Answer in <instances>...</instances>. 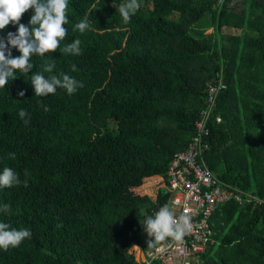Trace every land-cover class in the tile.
Segmentation results:
<instances>
[{"label": "trees", "instance_id": "obj_1", "mask_svg": "<svg viewBox=\"0 0 264 264\" xmlns=\"http://www.w3.org/2000/svg\"><path fill=\"white\" fill-rule=\"evenodd\" d=\"M123 2L68 0L60 47L78 38L81 54L33 55V69L0 89V172L10 167L21 180L0 188V207L11 209L0 222L32 234L0 249V264H138L130 250L149 249L150 239L140 220L168 203L171 160L193 133L206 81L220 76L213 115L222 122L209 120L205 162L224 187L263 203L219 205L214 236L194 264H264V0H139L127 24L116 9ZM207 13L214 31L193 34ZM33 14L20 23L31 27ZM85 16L90 28L74 32ZM17 29L9 24L0 38L7 43ZM45 62L55 63L53 73L43 72ZM37 71L84 87L37 97Z\"/></svg>", "mask_w": 264, "mask_h": 264}, {"label": "clouds", "instance_id": "obj_2", "mask_svg": "<svg viewBox=\"0 0 264 264\" xmlns=\"http://www.w3.org/2000/svg\"><path fill=\"white\" fill-rule=\"evenodd\" d=\"M140 7L139 0H124L116 9L123 22L127 24ZM67 8L68 0H0V31L9 24L18 25L16 32H8L7 43L0 38V89L8 84L10 78L15 79L18 71L28 74L33 69L34 65L30 62L33 55L44 57L47 53H53L57 49L64 55L81 54V40L78 38L63 48L60 47L61 41L67 35L65 27L69 22ZM30 9H34V14L29 21L31 27L20 23L23 14ZM89 28L90 23L85 16L74 25L73 31L78 30L80 33H84ZM9 45L11 48L18 49L21 54L13 57ZM55 67V63L52 62H45L42 65L43 72L47 73H53ZM72 70H76L75 65L72 66ZM30 82L37 97L54 95L57 88L65 89L69 95H72L77 89L84 87L82 82L62 72L46 78L42 72L37 71L31 76ZM18 95L23 97L25 92L20 91ZM43 107L44 111H48L47 106ZM18 114L25 125L30 123V119L25 118L27 113L24 109H20ZM9 156L12 159L15 158L14 153H10ZM27 175L26 171L25 176ZM20 183L18 174L12 168L4 167L0 172V188H11ZM27 183V179H25L23 181L25 187H27ZM0 211L10 214L11 209L9 205L5 204L0 207ZM140 222L150 238L147 241L148 248L167 241L182 243L185 236L190 234L193 229L191 216L187 214V210L177 216L168 204ZM31 235L27 229L18 230L9 223L0 222V249L7 251L9 248L19 247L26 238H31Z\"/></svg>", "mask_w": 264, "mask_h": 264}, {"label": "built area", "instance_id": "obj_3", "mask_svg": "<svg viewBox=\"0 0 264 264\" xmlns=\"http://www.w3.org/2000/svg\"><path fill=\"white\" fill-rule=\"evenodd\" d=\"M205 86L206 102L193 122V133L187 145L174 155L166 173L167 204L177 216L187 210L193 229L179 244L167 241L149 249L141 245L142 256L140 260L137 259L138 264H152L155 261L159 264L199 263L214 236L211 218L219 205L229 201L243 204L245 200L251 202L252 198H256V203H263L256 196L245 198L235 187H224L217 173L211 171L205 162V152L210 148L209 120L222 122V118L214 116L213 111L225 82L220 76L207 80ZM156 211L153 209L152 215Z\"/></svg>", "mask_w": 264, "mask_h": 264}, {"label": "rangeland", "instance_id": "obj_4", "mask_svg": "<svg viewBox=\"0 0 264 264\" xmlns=\"http://www.w3.org/2000/svg\"><path fill=\"white\" fill-rule=\"evenodd\" d=\"M214 24H213V21H212V18H211V15L210 13H207L205 14L199 21H197L194 26H193V30L192 33L195 34V33H198L199 31H203V32H206V33H211L214 31ZM222 33L225 34V35H228V34H240V31H237V30H232V29H224L222 30ZM155 181H154V185H155ZM148 192L149 193H153L151 192L150 189H148ZM130 252H134L136 254V257L137 259H141V256H142V246H137V247H134L130 250Z\"/></svg>", "mask_w": 264, "mask_h": 264}]
</instances>
